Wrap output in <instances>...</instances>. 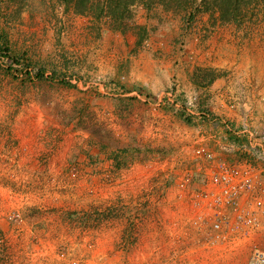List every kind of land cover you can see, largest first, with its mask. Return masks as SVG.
I'll return each instance as SVG.
<instances>
[{"label":"rangeland","instance_id":"rangeland-1","mask_svg":"<svg viewBox=\"0 0 264 264\" xmlns=\"http://www.w3.org/2000/svg\"><path fill=\"white\" fill-rule=\"evenodd\" d=\"M63 5L59 0H1L0 264H247L244 245L225 247L195 236L193 243H179L172 233L160 236L153 222L158 212L131 223L140 205V182L133 171L123 170L107 184L104 172L112 156L122 163L119 167L166 157L192 166L196 145L179 122L175 137L143 139L140 121L158 116L152 107L136 97L84 91L71 83L68 78L75 76L89 82L100 77L124 86L128 64L118 77L95 66L92 56L104 55L106 45L98 38L100 43L95 40L82 51V39L65 31ZM157 9L163 10L157 7L153 20H167ZM133 11L137 19L145 16L139 7ZM165 12L192 25L184 12ZM177 45L179 53L187 54L182 39ZM124 49L119 48L122 54ZM136 89L154 104L164 96ZM244 110L239 112L255 111ZM180 214L182 223L192 217L190 209ZM236 252L242 254L240 263L230 262Z\"/></svg>","mask_w":264,"mask_h":264},{"label":"built area","instance_id":"built-area-1","mask_svg":"<svg viewBox=\"0 0 264 264\" xmlns=\"http://www.w3.org/2000/svg\"><path fill=\"white\" fill-rule=\"evenodd\" d=\"M96 78L89 82L75 76L71 80L84 91L139 98L158 112L156 118L140 121L148 140L175 137L178 122L175 119H178L190 124L198 122L211 129L214 132L212 140L219 147L218 151L209 146L202 136L204 133H198L196 137L188 135L186 138H192L190 144L196 145L192 151L195 163L192 166L181 159L171 158L170 161L166 157L119 167L112 157L104 172L107 184L113 183L123 170L130 174L133 171L136 182H140L136 184L141 188L137 198L140 205L129 218L131 223H140L155 211L158 212L155 214L157 220L153 222L160 226V236L172 233L179 243H193L195 236L225 247L229 243L244 245L249 251L247 264H264V125L257 129L251 125L253 121L245 120L242 125H237L219 118L210 106L215 94L212 97L201 93L185 96L174 86L154 104L151 97L139 89L128 90L115 81ZM229 99L232 101L228 108L235 109L242 97L230 96ZM220 128L225 132H219ZM125 184L135 188L133 181ZM133 202L136 205V200ZM167 205L171 209L165 211ZM184 209H190L192 217L182 223L179 216ZM170 214L174 217L168 219Z\"/></svg>","mask_w":264,"mask_h":264},{"label":"crops","instance_id":"crops-1","mask_svg":"<svg viewBox=\"0 0 264 264\" xmlns=\"http://www.w3.org/2000/svg\"><path fill=\"white\" fill-rule=\"evenodd\" d=\"M138 7L143 9L145 16H138L137 19L133 13L132 23L127 31L122 33L112 29L108 18L97 19L91 14L76 15L72 7L67 8L63 5L65 31L68 37L72 36V39L77 37L82 39L80 45L82 51L92 48L95 40L100 43L98 38H102L107 52L102 56L99 53L98 56H92L93 63L95 66L103 67L110 77H118L121 69L125 67L123 65L127 63L128 71L124 86L128 90L146 88V91L160 95L176 86L185 96L201 93L211 97L216 91L221 92L222 96L212 97L210 100L213 112L226 114L227 117L232 118L228 120L233 124L242 125L244 123L242 121L247 120L249 123L253 121L251 123L253 128L258 129L263 125L264 7H257L256 16L242 24H223L209 13L198 12L189 28L182 21L183 16L173 20L175 16L172 13L157 9V14L167 20L155 18L153 20L151 14L156 9L148 12L142 6L135 8ZM137 26H144L147 33L146 40L142 43L139 41ZM153 28L155 30L152 31ZM181 39L185 43L187 54L178 51L177 42ZM119 48L124 49L123 54L127 51L126 54L123 55ZM133 50L137 54L129 56L128 54ZM190 56L192 61L188 60ZM211 70L216 74L213 83L201 85L198 84L199 81L195 82L194 78L199 72L205 73ZM68 79L73 83L72 78ZM225 94L228 97H242L240 103L235 105V110L228 108L231 99ZM250 108L255 111L247 115L239 112L245 111L244 109L248 111ZM175 121L186 125L191 136L196 137L197 133H204L205 135L202 136L208 141L207 144L219 151V147L217 148L212 140L214 132L211 129L198 124L184 123L178 119ZM218 131L225 132L224 128ZM139 133L147 140L146 132L141 130ZM230 138L235 139V137ZM155 140L166 141L160 137ZM238 254L240 253H232L235 259L232 257L230 262L240 263L242 254Z\"/></svg>","mask_w":264,"mask_h":264},{"label":"trees","instance_id":"trees-1","mask_svg":"<svg viewBox=\"0 0 264 264\" xmlns=\"http://www.w3.org/2000/svg\"><path fill=\"white\" fill-rule=\"evenodd\" d=\"M67 8L72 7L76 15H92L97 19L108 18L113 30L125 33L129 28L128 20L133 17V9L142 6L148 12L157 7L167 12H184L186 22L193 23L198 12L209 13L223 24H242L255 17V9L264 7V0H59ZM1 12V0H0ZM186 16V15H185ZM140 43L146 40L144 26L136 27ZM39 76V74H38ZM216 79L215 71L199 72L194 78L198 84L210 85ZM190 122V121H189ZM129 150H124L127 152ZM135 152V151H134ZM114 158V157H113ZM117 157L115 158V161ZM117 166H122L119 161Z\"/></svg>","mask_w":264,"mask_h":264}]
</instances>
